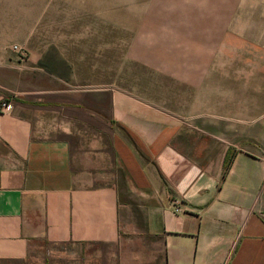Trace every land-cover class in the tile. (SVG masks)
<instances>
[{
    "label": "crops",
    "instance_id": "obj_1",
    "mask_svg": "<svg viewBox=\"0 0 264 264\" xmlns=\"http://www.w3.org/2000/svg\"><path fill=\"white\" fill-rule=\"evenodd\" d=\"M177 31L162 63L187 107L0 79V264H264V68L202 71L225 39L228 63L264 65V24Z\"/></svg>",
    "mask_w": 264,
    "mask_h": 264
},
{
    "label": "rangeland",
    "instance_id": "obj_2",
    "mask_svg": "<svg viewBox=\"0 0 264 264\" xmlns=\"http://www.w3.org/2000/svg\"><path fill=\"white\" fill-rule=\"evenodd\" d=\"M209 23L224 35L242 30L244 23L264 24V0H0V79L14 89L118 87L156 104H167L166 94L178 102L190 87L164 72L162 58L178 55L181 48L172 36L181 25ZM234 41L225 39L213 50L217 63L202 64L208 77L263 70L264 65L228 63L227 46ZM14 43L26 48L25 59L18 58ZM189 66L193 71L199 65ZM251 82L255 87L259 81ZM187 97L178 103L185 105ZM180 109L174 113L185 118Z\"/></svg>",
    "mask_w": 264,
    "mask_h": 264
},
{
    "label": "built area",
    "instance_id": "obj_3",
    "mask_svg": "<svg viewBox=\"0 0 264 264\" xmlns=\"http://www.w3.org/2000/svg\"><path fill=\"white\" fill-rule=\"evenodd\" d=\"M12 49L15 50L18 53L19 59H25L27 56V50L26 48L18 43H14L12 45ZM13 105L10 101H7L6 99H1L0 101V109L3 111H12ZM176 210H180L181 208L179 206H175Z\"/></svg>",
    "mask_w": 264,
    "mask_h": 264
},
{
    "label": "trees",
    "instance_id": "obj_4",
    "mask_svg": "<svg viewBox=\"0 0 264 264\" xmlns=\"http://www.w3.org/2000/svg\"><path fill=\"white\" fill-rule=\"evenodd\" d=\"M231 159V157L230 158H228V160H230ZM229 162V161H228ZM228 162H227V164H228ZM227 164H226V166H227Z\"/></svg>",
    "mask_w": 264,
    "mask_h": 264
}]
</instances>
